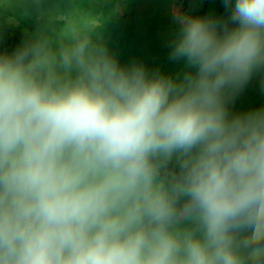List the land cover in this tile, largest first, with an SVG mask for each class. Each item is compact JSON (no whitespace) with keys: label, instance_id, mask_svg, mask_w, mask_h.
Returning <instances> with one entry per match:
<instances>
[{"label":"clouds","instance_id":"1","mask_svg":"<svg viewBox=\"0 0 264 264\" xmlns=\"http://www.w3.org/2000/svg\"><path fill=\"white\" fill-rule=\"evenodd\" d=\"M177 6L174 76L122 65L80 5L0 53V264H264V0Z\"/></svg>","mask_w":264,"mask_h":264},{"label":"rangeland","instance_id":"2","mask_svg":"<svg viewBox=\"0 0 264 264\" xmlns=\"http://www.w3.org/2000/svg\"><path fill=\"white\" fill-rule=\"evenodd\" d=\"M55 3L62 7L75 3L82 11L101 16L104 25L100 36L122 65L135 61L150 70L159 68L173 76L185 70L183 62L168 59L169 44L178 31L173 20L176 7L173 0H46V6ZM198 5L199 1H195L190 6ZM8 10L17 17L25 16L19 8ZM29 14L35 13L30 10L27 16L32 17ZM14 19L16 16L10 18L11 21ZM230 107L234 113L264 108V71L253 76Z\"/></svg>","mask_w":264,"mask_h":264},{"label":"trees","instance_id":"3","mask_svg":"<svg viewBox=\"0 0 264 264\" xmlns=\"http://www.w3.org/2000/svg\"><path fill=\"white\" fill-rule=\"evenodd\" d=\"M195 1H199V5L190 6ZM0 3H2L1 0ZM173 4L194 16H227L222 0H173ZM8 8L12 9V7H0V53L11 54L40 26V22L35 14H29L32 17L27 14L24 17H17ZM15 16L16 19L11 21L10 18Z\"/></svg>","mask_w":264,"mask_h":264}]
</instances>
